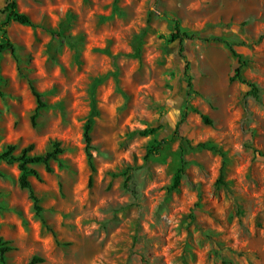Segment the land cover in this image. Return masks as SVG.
<instances>
[{
  "label": "rangeland",
  "instance_id": "rangeland-1",
  "mask_svg": "<svg viewBox=\"0 0 264 264\" xmlns=\"http://www.w3.org/2000/svg\"><path fill=\"white\" fill-rule=\"evenodd\" d=\"M15 1L31 25L7 27L14 52L1 58L0 154L32 145L31 155H43L49 141L63 154L52 173L33 166L39 179L29 177L55 237L20 189L17 164L0 162L6 264H264V0ZM167 18L196 34L182 45L188 107ZM215 39L247 62L242 75L258 99L230 82L237 60ZM31 86L46 105L34 125ZM184 111L176 140L145 160ZM180 146L185 174L168 192Z\"/></svg>",
  "mask_w": 264,
  "mask_h": 264
},
{
  "label": "trees",
  "instance_id": "trees-1",
  "mask_svg": "<svg viewBox=\"0 0 264 264\" xmlns=\"http://www.w3.org/2000/svg\"><path fill=\"white\" fill-rule=\"evenodd\" d=\"M0 14L5 15V21L0 24V86L2 83V75H1V58L5 51L11 50V52H14V47L12 43L10 42L8 36H7V27L10 25L11 22H15L17 24H20L22 26H30L31 21L23 13H20L18 11V7L15 0H5V5L3 9L0 11ZM167 20L173 24V31L169 36V43H179V50L178 54L184 61V67H183V74L187 80V97L188 100L186 102V106L188 107L189 100L192 96V83H191V77L189 75V62L186 60V58L183 55V43L185 41H192L196 38L195 33H189L181 28L180 22L178 20L167 18ZM216 42L223 43L225 46L229 48V51L231 55L237 60L238 67L235 69L233 76L230 78V82H238L241 85L246 86L249 88V91L247 93V96H251L254 99H258L259 97V90L254 85L249 83L246 79H244L242 75L243 69L247 66V62L243 60L242 56L233 49V46L231 44H228L226 42H223L220 39H215ZM142 52V41L140 39L137 40L136 46L134 49L133 54L129 55L132 59H139ZM31 92L36 100V108L34 110V114L31 116V123L34 125L35 119L37 117L38 112L45 108V103L41 100V95L37 93L35 88L33 86L30 87ZM186 110V108H185ZM186 116V112L184 111L181 119L178 121V123L175 125L174 132L170 139H163L160 141V143L157 146H152L151 149H149L145 155V160L156 157L159 155L162 147L164 145H168L170 143H173L176 140V137L179 136V128L184 123V119ZM203 120L207 123L209 121L204 117ZM92 117H90L85 126H84V143H85V155L87 158V163L91 172V176L89 177V184L92 182V175L95 172V168L93 165V157L91 154V131H92ZM158 129H152L150 131L145 130L141 133L142 136H148L153 135L156 133ZM49 147L50 151L46 152L43 155H31L33 151V146L30 145L24 149H22L18 155H15V148L9 147L5 152L0 154V162L11 164L16 163L18 170L20 172L19 177V187L21 190H26L28 192V198L32 202L33 209L35 212V216L40 219L41 224L55 237V233L51 231L47 225L44 219L41 217L42 209L39 205V199L37 195L35 194L33 187L29 181V177H34L37 180L39 179V175L35 169H33V166H39L42 165L45 168L46 173L50 174L52 173V168L50 166L51 162H56L61 166L60 164V157L63 154V148L61 146L60 142L57 141H49ZM200 148H205V145H199ZM180 150V162L177 170L174 173V176L172 178L170 186L167 188L168 192H173L178 189V187L181 184V180L185 174L187 162L184 159V148L182 146L179 147ZM197 206V205H195ZM13 249L7 245V243L3 242L0 239V264H6L5 256L11 252ZM36 261V259L31 260L30 264H33Z\"/></svg>",
  "mask_w": 264,
  "mask_h": 264
}]
</instances>
